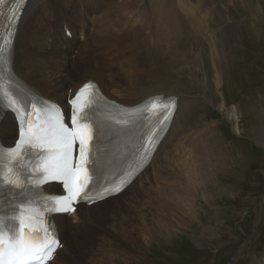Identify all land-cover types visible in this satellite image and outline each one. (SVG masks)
Returning a JSON list of instances; mask_svg holds the SVG:
<instances>
[{"label":"bare ground","instance_id":"6f19581e","mask_svg":"<svg viewBox=\"0 0 264 264\" xmlns=\"http://www.w3.org/2000/svg\"><path fill=\"white\" fill-rule=\"evenodd\" d=\"M177 2L179 6L175 0H27L25 4L14 38L13 70L47 98L68 111L67 99L83 81L92 79L109 98L127 106L156 94L173 95L177 104L151 161L123 191L90 206L78 204L71 215L53 216L63 245L48 264H131L140 256L134 255L140 252L135 247L147 249L160 241L164 246L178 230L193 223L199 199L207 201L212 171L221 172L226 148L216 124L201 114L203 103L215 102L205 65L210 57L213 83L219 90L225 46L235 41L238 26L231 18L226 29L236 32L225 36L214 17L217 9L208 0ZM227 8L231 12V6ZM44 14H58L56 22L72 34L69 40L63 30H56L62 47L49 29L39 36ZM208 31L204 41L198 38V32ZM144 35L150 43L143 45ZM32 47L33 56L26 57ZM19 53L24 56L19 58ZM73 64L82 70L81 76L75 73L76 79L69 75L68 66ZM201 65L204 78L198 75ZM217 105L225 106L224 102ZM236 111L233 106L226 115L237 123ZM1 115L0 137L11 146L17 135L15 119L7 111ZM111 165L107 162L104 167ZM45 188L62 193L57 184ZM202 233L214 237L213 230ZM255 264H264V256Z\"/></svg>","mask_w":264,"mask_h":264},{"label":"rangeland","instance_id":"374dc122","mask_svg":"<svg viewBox=\"0 0 264 264\" xmlns=\"http://www.w3.org/2000/svg\"><path fill=\"white\" fill-rule=\"evenodd\" d=\"M175 1L179 6L178 0ZM208 2L217 9L214 17L221 22L225 36L233 37L236 32L235 29L234 33L226 29L231 18L236 22L233 25L238 26L235 41L231 46H225L226 55L223 56L226 60L221 64L223 85L219 90L213 83L214 67L210 57L205 65L215 102L203 103L201 114L205 121L216 124L226 156L221 172L212 171L213 184L207 191V201L199 199L197 202L193 223L178 230L164 246L160 241L147 249L135 247L140 252H134V255L140 256L135 257L131 264H255L264 256V0ZM229 5L231 12L227 8ZM58 17V14L42 15L39 36H45L49 29L62 47L56 34V30L60 33L63 30L61 22H56ZM254 21L256 27L251 29ZM124 30L122 26V32ZM209 34L210 31L207 34L198 32L197 36L204 41ZM53 35L50 33L51 37ZM68 38L70 40L72 34ZM143 38L146 40L147 35ZM147 43L150 41L146 40L143 45ZM33 48L29 49L26 57L33 56L29 54ZM35 49L39 58L40 45ZM74 55L70 56L72 62H75ZM23 56L18 54L19 58ZM202 66L198 71L200 78H204ZM68 67L70 73L68 68L65 69L72 78L76 79L79 73L82 75L77 64ZM68 83L64 85L67 90L71 86L68 87ZM223 102L224 108H219L217 104ZM233 106L237 110V123L226 115V110ZM73 220L69 217V221ZM206 228L214 231V237H204L202 230Z\"/></svg>","mask_w":264,"mask_h":264},{"label":"snow or ice","instance_id":"6c2138e0","mask_svg":"<svg viewBox=\"0 0 264 264\" xmlns=\"http://www.w3.org/2000/svg\"><path fill=\"white\" fill-rule=\"evenodd\" d=\"M15 3L7 35L0 37V102L7 101L4 107L16 113L20 124L16 144L11 148L0 145V264H48L60 244L45 221L47 212L75 211L74 203L103 199L105 194L121 191V186L104 187L95 197L90 194L93 191L90 165L95 163L92 152L97 127L94 106L102 99L94 82H86L70 101L71 127L65 124L55 104L34 103L33 112L29 113L10 92L8 81L14 77L11 70L14 29L26 0ZM176 107L174 97L157 96L136 109L107 115L111 122L122 127L137 116L162 117L159 123L164 125ZM156 136L154 131L148 143L155 144ZM77 142L79 153L74 158ZM143 148L129 176L147 162L151 149L147 145ZM49 180L62 181L67 195L44 197L39 186ZM120 183L123 185L125 181Z\"/></svg>","mask_w":264,"mask_h":264}]
</instances>
